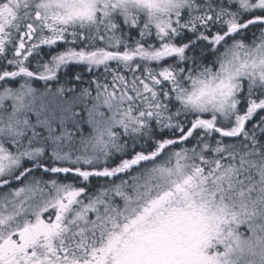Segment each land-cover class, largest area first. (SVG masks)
I'll list each match as a JSON object with an SVG mask.
<instances>
[{
  "label": "snow or ice",
  "instance_id": "6c2138e0",
  "mask_svg": "<svg viewBox=\"0 0 264 264\" xmlns=\"http://www.w3.org/2000/svg\"><path fill=\"white\" fill-rule=\"evenodd\" d=\"M0 264H264V0H0Z\"/></svg>",
  "mask_w": 264,
  "mask_h": 264
}]
</instances>
